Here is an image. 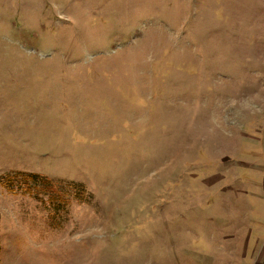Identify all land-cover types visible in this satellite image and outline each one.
<instances>
[{
	"label": "rangeland",
	"instance_id": "1",
	"mask_svg": "<svg viewBox=\"0 0 264 264\" xmlns=\"http://www.w3.org/2000/svg\"><path fill=\"white\" fill-rule=\"evenodd\" d=\"M0 264H264V0H0Z\"/></svg>",
	"mask_w": 264,
	"mask_h": 264
},
{
	"label": "trees",
	"instance_id": "2",
	"mask_svg": "<svg viewBox=\"0 0 264 264\" xmlns=\"http://www.w3.org/2000/svg\"><path fill=\"white\" fill-rule=\"evenodd\" d=\"M15 175H17V174H15ZM35 176H37V175L34 173H27V174L22 175V178H23L22 189H24V190L30 189L31 183H29V182L33 181L32 179H30V177L33 178ZM36 180H38V179H36ZM41 180H44V178H42ZM45 185H46L47 189H53L51 185L47 184V182L45 183ZM10 188L12 189L13 187H10Z\"/></svg>",
	"mask_w": 264,
	"mask_h": 264
}]
</instances>
